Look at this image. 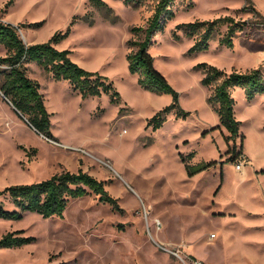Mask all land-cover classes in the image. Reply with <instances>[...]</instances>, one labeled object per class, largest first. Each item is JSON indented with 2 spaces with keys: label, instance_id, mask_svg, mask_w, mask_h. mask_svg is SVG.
I'll use <instances>...</instances> for the list:
<instances>
[{
  "label": "rangeland",
  "instance_id": "obj_1",
  "mask_svg": "<svg viewBox=\"0 0 264 264\" xmlns=\"http://www.w3.org/2000/svg\"><path fill=\"white\" fill-rule=\"evenodd\" d=\"M6 1L0 0V9ZM103 1L110 11L89 0H13L0 10L13 25L38 22L17 27L25 43L44 42L69 27L57 48L106 76L120 96L117 103L106 93L82 98L67 80L30 64L27 74L39 83L50 112L51 139L35 132L0 94V189L82 169L104 181L119 207L90 193L70 199L61 216L0 218V237L8 231L34 237L19 247H0V264H185L162 246L178 250L185 262L199 259L196 254L212 262L264 264V93L248 100L242 88H232L243 139L242 148L236 138L235 152L227 153V131L212 128L219 124L207 101L212 87L200 83L203 72L195 67L206 62L230 72L259 66L264 75V25L237 32L231 48L218 44L225 29L220 26L206 51L187 54L193 38L175 24L257 17L241 10L245 0H171L173 17L154 33L148 51L189 113L170 111L153 129L147 120L171 96L143 88L128 70L126 54L134 49L127 40L139 38L130 27L146 24L155 0L138 6ZM251 1L264 17V0ZM237 153L245 160L240 171L234 168ZM201 161L214 163L188 176L184 163Z\"/></svg>",
  "mask_w": 264,
  "mask_h": 264
},
{
  "label": "trees",
  "instance_id": "obj_2",
  "mask_svg": "<svg viewBox=\"0 0 264 264\" xmlns=\"http://www.w3.org/2000/svg\"><path fill=\"white\" fill-rule=\"evenodd\" d=\"M125 4L140 5L145 0H122ZM13 0H7L4 9ZM95 7L110 8L103 0H89ZM171 0H155L153 12L146 24L130 27V32L139 36L138 39H128L129 47L134 46L126 54L127 67L132 73L138 74V83L145 89L155 93H167L171 102L157 110L148 120L147 125L153 129L162 125L165 116L174 111L176 116H186L189 112L183 110L178 102V92L170 85L164 75L153 65V57L148 51L151 38L156 31L162 30L165 22L173 17L170 8ZM242 11L252 12L257 17L254 20L234 19L231 15H220L212 19H195L189 22L175 24V30L190 38L192 44L187 48V54L203 52L208 49L209 40L224 26V32L218 37V44L227 48L233 46V37L237 32L255 24L264 25V17L252 5L251 0H245ZM38 22L21 23L13 25L3 21L0 16V94L19 114L21 118L38 134L46 138H54L50 129V112L47 110L44 97L39 91V83L28 76V64L35 63L44 71L50 73L54 80L65 79L81 97L99 96L106 93L109 101H120L118 91L106 76L90 71L71 60L69 49H58L54 45L69 34L70 28L55 31L48 40L37 43H25L20 37L17 27L35 26ZM173 30L172 36L179 38ZM195 67L201 69L203 76L200 83L212 87L207 101L216 112L219 124L212 128L222 126L227 133L223 135L227 146V153L235 152L236 138H239L242 148L243 134L240 131V121L234 115L235 101L231 94L234 87L243 89L245 97L250 100L257 94L264 93V75L260 67L240 71L232 69L225 72L214 65L199 62ZM264 128V122L262 124ZM233 158L234 161L242 158L240 153ZM183 161V160H182ZM214 161H201L196 164L184 163L188 176L205 170ZM103 180L97 179L87 171L62 170L45 179L27 183L8 184L0 189V218L19 219L24 212H35L42 217L61 216L70 199L82 197L93 193L98 200L107 203L113 209H119L117 200L105 189ZM9 204V207H6ZM33 236L20 235L18 231H8L0 237V247H19L31 242Z\"/></svg>",
  "mask_w": 264,
  "mask_h": 264
},
{
  "label": "built area",
  "instance_id": "obj_3",
  "mask_svg": "<svg viewBox=\"0 0 264 264\" xmlns=\"http://www.w3.org/2000/svg\"><path fill=\"white\" fill-rule=\"evenodd\" d=\"M244 163H245V160L244 158H240L238 160L235 161V164H234V168L238 171L242 170L243 167H244ZM165 250H167L168 252L172 253L173 255L181 258L182 261H184L185 264H208V263H205L203 262L202 260H199V259H192L191 261H187L185 262V260L182 258V256L179 254L178 250L176 249H170V248H167V247H163Z\"/></svg>",
  "mask_w": 264,
  "mask_h": 264
},
{
  "label": "crops",
  "instance_id": "obj_4",
  "mask_svg": "<svg viewBox=\"0 0 264 264\" xmlns=\"http://www.w3.org/2000/svg\"><path fill=\"white\" fill-rule=\"evenodd\" d=\"M1 19L3 20V21H6L5 19H4V17H1ZM7 22V21H6ZM14 24V23H13ZM29 43H33V40H30V41H28ZM56 48L58 47L56 44L54 45ZM30 64H35V63H29L28 64V66L30 65ZM184 250L187 252V253H189L190 255H194L195 253L194 252H192V251H190V248L188 247V244H184ZM195 256H197V258H199V259H201V260H203L205 263H208V264H226V263H224V262H212V261H207L206 259H204V258H202V257H200V256H198V255H196L195 254ZM227 264H256V263H252V262H230V263H227Z\"/></svg>",
  "mask_w": 264,
  "mask_h": 264
},
{
  "label": "water",
  "instance_id": "obj_5",
  "mask_svg": "<svg viewBox=\"0 0 264 264\" xmlns=\"http://www.w3.org/2000/svg\"><path fill=\"white\" fill-rule=\"evenodd\" d=\"M23 40V39H22ZM24 41V40H23Z\"/></svg>",
  "mask_w": 264,
  "mask_h": 264
}]
</instances>
